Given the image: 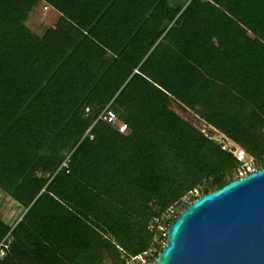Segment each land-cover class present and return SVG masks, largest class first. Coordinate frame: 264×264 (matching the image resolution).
<instances>
[{"label": "trees", "instance_id": "obj_1", "mask_svg": "<svg viewBox=\"0 0 264 264\" xmlns=\"http://www.w3.org/2000/svg\"><path fill=\"white\" fill-rule=\"evenodd\" d=\"M224 142L264 169V0H0V264L155 261Z\"/></svg>", "mask_w": 264, "mask_h": 264}, {"label": "water", "instance_id": "obj_2", "mask_svg": "<svg viewBox=\"0 0 264 264\" xmlns=\"http://www.w3.org/2000/svg\"><path fill=\"white\" fill-rule=\"evenodd\" d=\"M146 264H264V169L194 201Z\"/></svg>", "mask_w": 264, "mask_h": 264}, {"label": "rangeland", "instance_id": "obj_3", "mask_svg": "<svg viewBox=\"0 0 264 264\" xmlns=\"http://www.w3.org/2000/svg\"><path fill=\"white\" fill-rule=\"evenodd\" d=\"M58 14L53 11V10H49L46 8H42V7H38L36 8L35 11H33V13L30 15L28 21L26 22V25L30 28V30L34 33H37L39 35H42L44 33V30L52 25H54L56 23ZM214 137L216 138V140H218L219 142H222V140L220 138H218V136L216 137V135L214 134ZM224 145H227L228 147H230L231 149H234V153L238 156H240L243 160H245V164L250 165L252 163V161L250 159H248L245 154H243L241 151H239L237 148L233 147L232 145H228L227 142H224ZM251 166V165H250ZM253 166V164H252ZM4 195L1 193L0 191V203L4 201ZM13 204L12 202H9L7 207L2 210L1 215L3 217H6L9 215L10 210L12 208ZM11 211L14 212V210L12 209ZM15 213V214H14ZM14 217H12V224H14V222H16L18 220V215L16 212H14ZM5 254L7 256L6 251L0 250V258H4ZM129 264H141V260H136L135 262H131Z\"/></svg>", "mask_w": 264, "mask_h": 264}, {"label": "built area", "instance_id": "obj_4", "mask_svg": "<svg viewBox=\"0 0 264 264\" xmlns=\"http://www.w3.org/2000/svg\"><path fill=\"white\" fill-rule=\"evenodd\" d=\"M100 118H103L105 121H107V123H109L111 125L117 126L120 133H123V134L127 133V131H128L127 125L117 121V116H116L114 111H112L110 109H106L104 111V113L100 116ZM235 156L238 158L239 161L243 162V160L240 156H238L236 154H235ZM250 165L243 163L241 170H240L241 175L243 177H246L255 171V169L252 167V165L251 166ZM161 229L163 230V228H161Z\"/></svg>", "mask_w": 264, "mask_h": 264}, {"label": "clouds", "instance_id": "obj_5", "mask_svg": "<svg viewBox=\"0 0 264 264\" xmlns=\"http://www.w3.org/2000/svg\"><path fill=\"white\" fill-rule=\"evenodd\" d=\"M254 172H256V170H255ZM254 172H253V173H254ZM251 174H252V173H251ZM249 175H250V174H249ZM242 178H244V177H242ZM242 178H241V179H242Z\"/></svg>", "mask_w": 264, "mask_h": 264}]
</instances>
